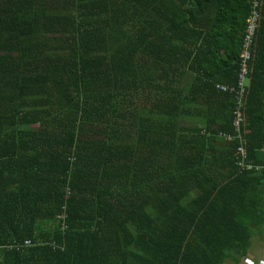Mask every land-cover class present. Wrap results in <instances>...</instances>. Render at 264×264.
<instances>
[{
  "label": "trees",
  "instance_id": "1",
  "mask_svg": "<svg viewBox=\"0 0 264 264\" xmlns=\"http://www.w3.org/2000/svg\"><path fill=\"white\" fill-rule=\"evenodd\" d=\"M258 1L237 137L218 85L237 84L250 0H0V264L247 251L264 222V171L237 162L264 166Z\"/></svg>",
  "mask_w": 264,
  "mask_h": 264
},
{
  "label": "built area",
  "instance_id": "2",
  "mask_svg": "<svg viewBox=\"0 0 264 264\" xmlns=\"http://www.w3.org/2000/svg\"><path fill=\"white\" fill-rule=\"evenodd\" d=\"M251 4V14L247 21L245 36L242 45V51L239 57V73H238V80L236 86H225V85H218V89L224 93H231L235 95L236 101V110L233 114V129L234 133H240V127L243 122L242 116V108L244 103V98L246 94V88L249 85V62L251 60V52L254 44V40L256 37V33L258 30V21H259V1L258 0H250ZM223 138L227 142H231L233 140V136L231 135H224ZM237 162L238 165L245 170H262L264 171V166H253L251 164H247V153L243 148H238L237 150ZM60 216V218H65L66 215ZM30 243L29 241H24L18 245H15L16 248L20 246H28ZM2 246H0L1 248ZM7 248H10V245H6Z\"/></svg>",
  "mask_w": 264,
  "mask_h": 264
},
{
  "label": "crops",
  "instance_id": "3",
  "mask_svg": "<svg viewBox=\"0 0 264 264\" xmlns=\"http://www.w3.org/2000/svg\"><path fill=\"white\" fill-rule=\"evenodd\" d=\"M224 264H264V222L254 228L247 251L242 255L231 254Z\"/></svg>",
  "mask_w": 264,
  "mask_h": 264
}]
</instances>
